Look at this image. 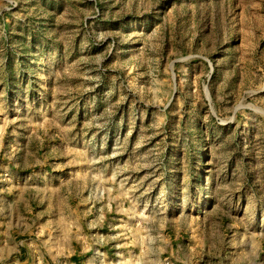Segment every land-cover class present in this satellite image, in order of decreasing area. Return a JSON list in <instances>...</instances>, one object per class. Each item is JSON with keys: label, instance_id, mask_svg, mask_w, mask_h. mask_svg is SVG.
Instances as JSON below:
<instances>
[{"label": "rangeland", "instance_id": "1", "mask_svg": "<svg viewBox=\"0 0 264 264\" xmlns=\"http://www.w3.org/2000/svg\"><path fill=\"white\" fill-rule=\"evenodd\" d=\"M0 264H264V0H0Z\"/></svg>", "mask_w": 264, "mask_h": 264}]
</instances>
